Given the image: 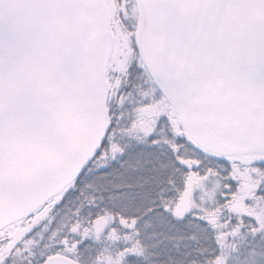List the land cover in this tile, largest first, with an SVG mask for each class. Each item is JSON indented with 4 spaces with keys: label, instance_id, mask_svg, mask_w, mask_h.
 <instances>
[{
    "label": "snow or ice",
    "instance_id": "snow-or-ice-1",
    "mask_svg": "<svg viewBox=\"0 0 264 264\" xmlns=\"http://www.w3.org/2000/svg\"><path fill=\"white\" fill-rule=\"evenodd\" d=\"M0 264H264V0H0Z\"/></svg>",
    "mask_w": 264,
    "mask_h": 264
}]
</instances>
